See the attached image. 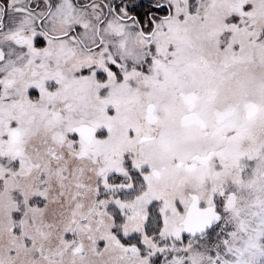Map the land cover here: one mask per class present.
I'll return each mask as SVG.
<instances>
[{"label":"snow or ice","instance_id":"1","mask_svg":"<svg viewBox=\"0 0 264 264\" xmlns=\"http://www.w3.org/2000/svg\"><path fill=\"white\" fill-rule=\"evenodd\" d=\"M0 264H264V0H0Z\"/></svg>","mask_w":264,"mask_h":264}]
</instances>
